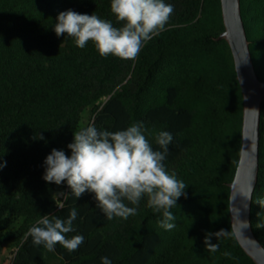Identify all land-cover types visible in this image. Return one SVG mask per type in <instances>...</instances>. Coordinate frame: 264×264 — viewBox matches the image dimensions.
<instances>
[{"label":"trees","instance_id":"1","mask_svg":"<svg viewBox=\"0 0 264 264\" xmlns=\"http://www.w3.org/2000/svg\"><path fill=\"white\" fill-rule=\"evenodd\" d=\"M173 5L165 30L147 41L135 60L102 57L89 41L81 49L54 31L60 12L111 20V0H0V264H259L232 223L231 189L243 149L244 92L225 34L222 0H165ZM255 72L264 82V0H239ZM142 122L173 141L163 164L187 187L170 209L175 227H160L162 213L143 196L127 220L106 219L94 193L76 198L66 181L43 179L52 149L71 155L73 133L88 125L124 130ZM260 161L251 226L264 246V94L260 107ZM42 137V138H41ZM61 192L64 195H61ZM84 243L69 252L34 246L28 229L44 215L67 219ZM234 235L208 253L205 235ZM232 253L233 259L222 255Z\"/></svg>","mask_w":264,"mask_h":264},{"label":"clouds","instance_id":"2","mask_svg":"<svg viewBox=\"0 0 264 264\" xmlns=\"http://www.w3.org/2000/svg\"><path fill=\"white\" fill-rule=\"evenodd\" d=\"M111 13L121 27H115L111 20L92 15L80 14L73 10L60 12L56 18L54 31L59 37L67 35L74 39L77 47L83 49L91 41L102 57L115 56L123 60H135L143 45L165 30L174 11L173 5L165 0H111ZM142 122H134L124 130H98L88 125L73 133V142L67 145L71 155L63 150L52 149L46 157L43 179L60 185L67 183L71 193L79 198L86 191L94 193L97 207L106 219L119 217L127 220L137 213L135 207L143 196L147 205L157 213H162L160 227L172 230L175 216L170 209L185 195L187 185L169 174L163 164L173 141L168 131H160L155 136L159 150L144 135ZM42 138V137H41ZM5 166L0 164V168ZM251 188L245 195L251 197ZM61 195H64L61 192ZM264 207V199L255 201ZM76 208H72L67 219L42 216L28 229L26 238L31 237L34 246H43L54 251L59 243L69 252L76 251L84 243L83 235L66 238L65 234L75 231L73 221L77 218ZM240 222V221H239ZM240 227L247 224L240 222ZM257 228L264 224H257ZM234 235L230 230L220 229L207 233L204 244L208 253H216L219 243H211V237L228 238ZM222 255L233 259L232 253ZM101 264H112L109 257H101Z\"/></svg>","mask_w":264,"mask_h":264},{"label":"water","instance_id":"3","mask_svg":"<svg viewBox=\"0 0 264 264\" xmlns=\"http://www.w3.org/2000/svg\"><path fill=\"white\" fill-rule=\"evenodd\" d=\"M226 36L232 47L238 78L244 92L243 149L232 182L231 212L236 235L259 264H264V246L251 226V209L260 161V107L264 82L254 69L249 42L241 14L239 0H222ZM251 190V197L245 195ZM247 227H240V222Z\"/></svg>","mask_w":264,"mask_h":264},{"label":"rangeland","instance_id":"4","mask_svg":"<svg viewBox=\"0 0 264 264\" xmlns=\"http://www.w3.org/2000/svg\"><path fill=\"white\" fill-rule=\"evenodd\" d=\"M8 262H9V259L7 258L6 261H5V263L7 264Z\"/></svg>","mask_w":264,"mask_h":264}]
</instances>
